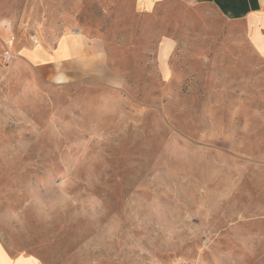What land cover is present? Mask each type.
Segmentation results:
<instances>
[{
	"label": "rangeland",
	"instance_id": "1",
	"mask_svg": "<svg viewBox=\"0 0 264 264\" xmlns=\"http://www.w3.org/2000/svg\"><path fill=\"white\" fill-rule=\"evenodd\" d=\"M74 31L101 57L21 55ZM0 245L35 264H264L246 24L191 0H0Z\"/></svg>",
	"mask_w": 264,
	"mask_h": 264
},
{
	"label": "crops",
	"instance_id": "2",
	"mask_svg": "<svg viewBox=\"0 0 264 264\" xmlns=\"http://www.w3.org/2000/svg\"><path fill=\"white\" fill-rule=\"evenodd\" d=\"M196 4L213 7L229 21H242L246 24L252 45L264 57V0H191ZM98 41L86 37L79 31L62 35L55 46H35L23 48L21 55L36 69L56 71L66 63L80 64L97 56ZM101 57V54H99ZM0 264H35L29 257L11 258L0 245Z\"/></svg>",
	"mask_w": 264,
	"mask_h": 264
},
{
	"label": "built area",
	"instance_id": "3",
	"mask_svg": "<svg viewBox=\"0 0 264 264\" xmlns=\"http://www.w3.org/2000/svg\"><path fill=\"white\" fill-rule=\"evenodd\" d=\"M32 41H33L34 45L37 44V40L33 37H32ZM11 59H12V55L9 52H7L3 58L4 62H9Z\"/></svg>",
	"mask_w": 264,
	"mask_h": 264
}]
</instances>
